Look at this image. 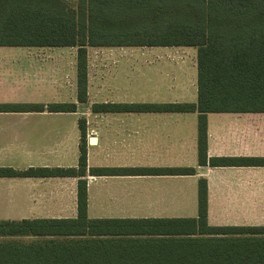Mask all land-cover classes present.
<instances>
[{
    "label": "trees",
    "instance_id": "obj_1",
    "mask_svg": "<svg viewBox=\"0 0 264 264\" xmlns=\"http://www.w3.org/2000/svg\"><path fill=\"white\" fill-rule=\"evenodd\" d=\"M0 46L75 47L76 102L87 47H196V101L95 102L94 113H196L197 164L264 167V155L209 156V113H264V0H0ZM75 102L0 103V112H75ZM76 168L0 167V177L74 176L77 214L0 219V264H264V224L210 225L207 180L195 217L90 218L85 175H193L194 167H90L84 118Z\"/></svg>",
    "mask_w": 264,
    "mask_h": 264
},
{
    "label": "crops",
    "instance_id": "obj_2",
    "mask_svg": "<svg viewBox=\"0 0 264 264\" xmlns=\"http://www.w3.org/2000/svg\"><path fill=\"white\" fill-rule=\"evenodd\" d=\"M10 47L20 46H0V62L3 64L6 60L7 65L10 64V52H14L10 51ZM24 47L45 48V46ZM113 47L123 49L148 46ZM179 47L152 46L149 48L159 54H165L173 51L172 48ZM88 48L93 47H87V54ZM192 52L195 55L194 50ZM24 54L26 69L24 65L21 68L27 73L28 78L31 75L34 79L36 76L43 75L45 73L43 68L48 62L45 52H33L28 49ZM151 60L147 61L150 65L157 61H170L168 57L160 59L153 57ZM143 62L144 59L141 57L122 58L119 59L118 65L132 66L131 75L137 77L142 74ZM61 65L62 61H60ZM9 67L5 68L6 71L0 67V77L6 72L7 81H9ZM194 71L197 78L196 58ZM54 73H56L55 70ZM40 78L37 80L40 81L39 83H47L46 80L41 82ZM60 79H62L61 75ZM54 90H56L55 87ZM195 93L197 96L196 79L194 95ZM7 97L10 101L8 95ZM183 101L185 100H180V102ZM48 102L44 100L39 103L47 104ZM31 103L34 102L31 101ZM75 114L77 109L75 112H0V167H9L17 171L29 168H76L80 131L78 117ZM103 114L109 117L107 121L92 127L86 126L87 141L88 137L96 138V143L92 145L87 142V170L90 167H194L196 173L193 175L106 176L91 175L87 172L84 178L88 217H195L197 215V180L204 177L208 186V223L210 225L249 224L234 220L227 212L234 208L232 196L236 193V189L248 187V179L245 182L243 175L247 176L249 170L254 168L264 167L199 166L196 150V113L194 118L190 115L193 112H108ZM253 114L261 113H209L207 116L208 155H263L252 152L254 143L248 133L241 134V130H249V124L245 121L240 122L238 119L244 120ZM78 179L74 176L0 177V211L10 213V218L0 219L75 217ZM214 184H217L216 193H214ZM214 196H217V208L212 205Z\"/></svg>",
    "mask_w": 264,
    "mask_h": 264
},
{
    "label": "rangeland",
    "instance_id": "obj_3",
    "mask_svg": "<svg viewBox=\"0 0 264 264\" xmlns=\"http://www.w3.org/2000/svg\"><path fill=\"white\" fill-rule=\"evenodd\" d=\"M28 49L33 52H45L48 62L47 66L43 68L45 73L40 76L41 78L36 76L34 79L31 74V77L28 78L27 73L23 72L21 68L24 65V69H26L24 53ZM171 50L173 51L159 54L149 47L88 48V98L86 103L77 102V114H75L77 119L84 118L87 127L107 121L109 118L107 114L91 111L90 105L94 102H165L170 100L194 102L196 100V93L194 95L196 47L180 46ZM10 51L15 52H10V64L7 65V60L5 64L0 62V67L4 70L10 66L9 81H7L6 72L2 73L3 77H0L1 103H31V101L39 103L44 100L76 102L75 47L20 46L10 47ZM134 57L144 59L141 67L142 74L137 77L131 75L132 66L118 65L119 59ZM153 57L156 59L168 57L170 61H157L153 62V65L148 64V59L152 61ZM60 61H62L61 66ZM55 64L56 66H54ZM55 74L56 77H54ZM60 75L62 79H60ZM38 78L41 79V82L46 80L47 83H39ZM151 94L153 96H150ZM7 95L10 101H8ZM190 115L193 118L196 117L195 113ZM123 120L125 119L123 118ZM238 120L249 124V130H241V134L248 133L251 136L254 143L252 152L264 155V113L253 114L247 119ZM243 179L245 182L248 179V187L236 189V193L232 196L234 208L227 213L234 220L249 224H264V168L249 170L247 176L243 175ZM216 185L214 184V193H216ZM217 204V196H214L212 205L217 208ZM4 217L10 218V213L0 211V218Z\"/></svg>",
    "mask_w": 264,
    "mask_h": 264
},
{
    "label": "water",
    "instance_id": "obj_4",
    "mask_svg": "<svg viewBox=\"0 0 264 264\" xmlns=\"http://www.w3.org/2000/svg\"><path fill=\"white\" fill-rule=\"evenodd\" d=\"M88 143L91 145L96 143V138L95 137H88Z\"/></svg>",
    "mask_w": 264,
    "mask_h": 264
}]
</instances>
